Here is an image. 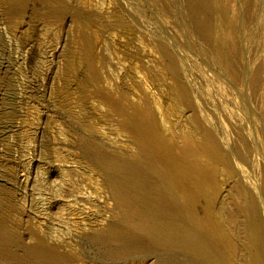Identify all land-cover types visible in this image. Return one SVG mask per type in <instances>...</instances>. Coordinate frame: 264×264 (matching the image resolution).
Returning <instances> with one entry per match:
<instances>
[{
    "label": "rangeland",
    "instance_id": "rangeland-1",
    "mask_svg": "<svg viewBox=\"0 0 264 264\" xmlns=\"http://www.w3.org/2000/svg\"><path fill=\"white\" fill-rule=\"evenodd\" d=\"M210 2L0 0V217L17 242L0 264H43L40 240L68 264H202L141 229L113 238L145 220L113 187L134 169L185 180L222 264H264V0Z\"/></svg>",
    "mask_w": 264,
    "mask_h": 264
},
{
    "label": "bare ground",
    "instance_id": "bare-ground-1",
    "mask_svg": "<svg viewBox=\"0 0 264 264\" xmlns=\"http://www.w3.org/2000/svg\"><path fill=\"white\" fill-rule=\"evenodd\" d=\"M211 0H202L203 8L208 10L211 7ZM249 1V0H248ZM202 7V6H201ZM248 10V9H247ZM251 10V9H250ZM209 12V11H208ZM210 13V12H209ZM251 13V12H250ZM251 17V16H250ZM249 17V18H250ZM252 18V17H251ZM257 19V18H256ZM208 20V19H207ZM210 20V19H209ZM254 20V19H252ZM247 21V20H246ZM256 21V20H255ZM196 22V21H195ZM254 22V21H253ZM255 23V22H254ZM253 23V24H254ZM248 25V22H247ZM252 32V31H251ZM209 42L216 41V36L213 33V29L207 28V34L205 35ZM253 37V36H252ZM245 39V38H244ZM207 43V42H206ZM213 44V43H212ZM209 45V44H208ZM213 46V45H212ZM210 48V47H209ZM220 49V48H219ZM209 50V49H208ZM213 50V49H210ZM212 52V51H210ZM214 54V52H213ZM249 63V62H248ZM257 65V64H256ZM260 65V64H259ZM224 66V65H222ZM221 66V67H222ZM220 67V66H218ZM253 67V66H252ZM252 67H250L252 69ZM216 68V67H215ZM261 68V67H260ZM217 69V68H216ZM220 69V68H219ZM254 69V68H253ZM258 69V68H257ZM255 69V73L256 70ZM222 70V69H221ZM225 71V70H224ZM254 71V70H253ZM251 72V71H250ZM259 72V71H258ZM262 72V71H261ZM249 73V72H248ZM214 74V73H213ZM259 74V73H258ZM207 75V74H206ZM220 75V74H219ZM224 75V74H223ZM217 76V75H216ZM221 76V75H220ZM252 76V75H251ZM260 77V76H259ZM261 78V77H260ZM254 79V78H253ZM208 81V80H207ZM210 81V79H209ZM249 81V80H247ZM255 81V80H254ZM214 83V82H213ZM220 83V82H218ZM258 83V82H257ZM261 83V81H260ZM215 85V84H213ZM251 85V84H250ZM256 85V84H255ZM216 86V85H215ZM220 86V85H219ZM252 86V85H251ZM254 86V85H253ZM239 87V86H238ZM250 87V86H249ZM257 87V86H255ZM223 88V87H222ZM234 88V87H233ZM262 90V88L258 87ZM257 88V90H258ZM212 89V88H211ZM236 89V88H235ZM252 90V88H250ZM256 89V88H253ZM237 90V89H236ZM226 91V90H225ZM229 91V89H228ZM241 91V89H240ZM246 91V90H245ZM256 91V90H254ZM253 91V92H254ZM214 92V91H213ZM217 92V91H216ZM219 92V91H218ZM217 92V93H218ZM261 92V91H259ZM237 93V92H236ZM241 93V92H240ZM257 93V92H256ZM216 94V93H215ZM242 94V93H241ZM251 94V93H250ZM258 94V93H257ZM264 94V93H263ZM219 95V94H218ZM233 95V94H232ZM254 95V93H253ZM217 96V95H216ZM221 96V95H220ZM219 96V97H220ZM224 96V95H223ZM229 96V95H228ZM236 96V95H235ZM242 96V95H241ZM249 96V95H248ZM251 96V95H250ZM256 96V95H255ZM218 97V98H219ZM222 97V96H221ZM227 97V96H226ZM225 97V98H226ZM239 97V96H238ZM262 97V96H261ZM224 98V97H223ZM244 98V97H243ZM242 98V99H243ZM256 98V97H255ZM258 98V97H257ZM226 100V99H225ZM254 100V99H253ZM258 100V99H257ZM256 100V102H257ZM261 100V98H260ZM230 101V100H229ZM228 101V102H229ZM255 101V100H254ZM253 101V102H254ZM217 102V101H216ZM237 102V100H236ZM248 102V101H247ZM260 102V101H259ZM258 102V104H259ZM222 104V102H220ZM220 103H218L220 105ZM226 103V102H225ZM217 104V106H218ZM237 104V103H236ZM246 104V103H245ZM248 104V103H247ZM262 104V103H261ZM257 105V104H256ZM239 106V105H238ZM242 106V105H241ZM246 106V105H245ZM259 106V105H258ZM214 107V106H212ZM219 107V106H218ZM215 108V107H214ZM221 108V107H220ZM223 108V107H222ZM221 108V110H222ZM225 108V107H224ZM263 108V107H261ZM213 109V108H212ZM240 109V107H239ZM248 109V108H247ZM215 110V109H214ZM212 110V111H214ZM246 110V109H244ZM252 110V108L250 109ZM249 110V111H250ZM254 110V108H253ZM225 111V110H223ZM236 111V110H235ZM263 111V110H262ZM215 112V111H214ZM241 112V111H240ZM244 112V111H243ZM246 112V111H245ZM211 113V112H210ZM213 113V112H212ZM219 113V111H218ZM223 113V112H222ZM252 113V112H251ZM255 113V112H254ZM217 114V113H214ZM245 114V113H244ZM243 114V115H244ZM250 114V113H249ZM211 115V114H209ZM220 115V114H219ZM231 115V114H230ZM234 115V114H233ZM215 116V115H214ZM241 116V115H240ZM237 116V117H240ZM199 117H201L199 115ZM202 117H204L202 115ZM201 117V118H202ZM224 117H227L226 114ZM229 117V116H228ZM231 117V116H230ZM248 117V116H247ZM217 118V117H216ZM243 118V117H242ZM243 119H246L243 118ZM227 120V119H226ZM230 121V120H229ZM232 122V120H231ZM204 123V122H203ZM224 123V122H223ZM229 123V122H228ZM243 123V122H242ZM226 124V123H225ZM227 125V124H226ZM212 126V125H211ZM254 126V125H253ZM236 127V126H235ZM234 127V128H235ZM213 128V127H212ZM224 128V127H223ZM222 128V129H223ZM229 128V127H228ZM214 129V128H213ZM220 129V128H219ZM232 129V128H231ZM210 130V129H209ZM212 130V129H211ZM226 130V129H225ZM229 131V130H228ZM253 131V130H252ZM211 132V131H210ZM225 132V131H223ZM231 132V131H229ZM228 132V133H229ZM234 132V131H232ZM227 133V131L225 132ZM239 137L244 140L241 142L242 147H246V151H242L244 154L250 153V149L252 147L251 142L243 135V132H239ZM236 133V134H237ZM214 134V132H213ZM232 134V133H231ZM229 133V135H231ZM144 135V134H143ZM212 135V134H210ZM228 135V136H229ZM216 136V134H215ZM143 137V136H142ZM147 137V136H146ZM145 137V139H147ZM206 140V138H205ZM212 140V139H211ZM208 141V140H207ZM202 142V141H201ZM211 143V142H210ZM208 142V144H210ZM216 143V142H215ZM233 143V142H232ZM238 143V142H237ZM145 144V143H144ZM212 144V143H211ZM235 144V143H234ZM255 144V143H253ZM150 145V144H149ZM206 145V144H205ZM208 146V145H207ZM151 147V146H150ZM201 147V146H200ZM209 147V146H208ZM234 147V146H233ZM154 150V149H153ZM200 150H203L201 148ZM144 151V150H143ZM207 151V149H206ZM208 152V151H207ZM240 152V151H239ZM242 153V154H243ZM253 153V152H252ZM238 154V153H237ZM150 156V154H149ZM156 156V155H155ZM159 156V154H158ZM242 158V157H241ZM244 158V156H243ZM155 159V158H154ZM243 160V159H242ZM250 160V159H248ZM212 161V160H211ZM244 163V162H243ZM144 164V163H143ZM182 164V163H181ZM195 164V163H194ZM197 164V163H196ZM250 164V162H249ZM256 163H254L255 165ZM258 164V163H257ZM137 165V164H136ZM141 165V164H140ZM157 165V164H156ZM259 165V164H258ZM214 166V165H213ZM113 167V165H112ZM121 167V165H120ZM129 167H133V165H129ZM139 167V165H138ZM250 167V165H249ZM257 165H255V168ZM261 167V165H260ZM115 168V167H114ZM144 168V165H143ZM178 168V167H177ZM254 168V167H253ZM149 170V168H147ZM158 169V168H157ZM258 169V168H257ZM120 170V169H117ZM124 170V169H123ZM144 170V169H143ZM160 170V169H159ZM206 170V169H205ZM205 170L199 166L197 169V177L198 184L197 189H203L206 183L207 174ZM208 170V169H207ZM122 171V170H121ZM126 171V170H125ZM128 171V170H127ZM131 171V170H130ZM260 171V170H259ZM123 172V171H122ZM151 170L147 174L146 171H142L138 169V171L131 172V174L121 176V172L112 173V182L113 187L118 195V199L120 202L124 203L127 207L134 205L135 201V193L140 196L141 203L144 205L142 207L141 213L144 215V222H138L139 220L136 218L129 219L126 221L125 227L119 226L114 227L112 230L113 238L116 237L120 239L122 236L126 234H133V232L138 231L139 229L143 230L144 233L150 238L152 242L156 245L164 246L167 249L173 250L174 252H192L193 256L196 258H200L202 264H222L223 260H225V254L222 253V249L220 247H216L214 243L213 250L209 247V244H206L200 239L199 235L196 231L190 227L189 224V208L187 209L184 205V190L186 186V182L182 177H179L176 182H173V177L169 172L165 173H153L151 175ZM124 173V172H123ZM176 173V172H175ZM179 173V172H178ZM264 174V173H263ZM181 175V174H178ZM183 175V174H182ZM181 175V176H182ZM178 177V176H177ZM111 178V177H110ZM176 178V177H175ZM256 178V176H255ZM262 178V177H260ZM260 182V181H259ZM264 182V181H263ZM138 192H137V191ZM114 191V192H115ZM196 191V189H195ZM198 192V191H197ZM198 196V195H197ZM196 196V198H197ZM193 197V196H192ZM138 199V200H139ZM118 200V201H119ZM191 200V198H190ZM194 200V199H193ZM192 200V202H193ZM188 202V201H187ZM139 203V202H138ZM123 204V205H124ZM133 208V207H132ZM193 211V210H192ZM258 211V210H257ZM256 211V212H257ZM255 214V212H253ZM192 218V217H191ZM197 222V221H196ZM195 223V222H194ZM125 224V223H123ZM215 228V227H214ZM218 229V228H216ZM142 232V231H141ZM134 235V234H133ZM211 235V234H210ZM204 237V236H203ZM225 238V237H224ZM226 240V239H225ZM215 241V240H214ZM135 242V241H134ZM210 242V241H209ZM16 236L12 235L11 232H8L4 226L3 219L0 217V259L6 258V255H11L13 252V247L15 246ZM139 242H135L134 244H129L128 248H132L137 246ZM226 245V242H222V246ZM166 250V249H165ZM28 251V250H27ZM172 252V251H171ZM172 252V253H174ZM29 257L34 258L35 260H40L43 264H68L67 259L56 254L55 250L48 247L43 240H40L36 243L34 248L29 252ZM171 253V254H172ZM191 254V253H190ZM173 255V254H172ZM222 255V256H221ZM13 256V254L11 255ZM195 258V259H196ZM167 259V258H166ZM169 259V258H168ZM179 259V258H178ZM194 261V260H192ZM198 260H196L197 262ZM164 262V261H163ZM200 263V262H199ZM165 264H180L179 261H175V259L167 260ZM195 264V263H193Z\"/></svg>",
    "mask_w": 264,
    "mask_h": 264
}]
</instances>
